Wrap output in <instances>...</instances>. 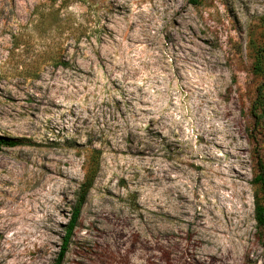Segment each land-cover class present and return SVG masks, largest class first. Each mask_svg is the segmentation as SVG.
<instances>
[{"label": "rangeland", "instance_id": "rangeland-1", "mask_svg": "<svg viewBox=\"0 0 264 264\" xmlns=\"http://www.w3.org/2000/svg\"><path fill=\"white\" fill-rule=\"evenodd\" d=\"M258 88L264 127V0H0V264H53L94 172L62 264H264Z\"/></svg>", "mask_w": 264, "mask_h": 264}, {"label": "trees", "instance_id": "trees-1", "mask_svg": "<svg viewBox=\"0 0 264 264\" xmlns=\"http://www.w3.org/2000/svg\"><path fill=\"white\" fill-rule=\"evenodd\" d=\"M262 103L263 93L261 89L258 88L257 95L251 102L250 108L248 110V114L252 120V125L248 129V138L252 147V185L258 188L259 191V193L255 194L253 197V214L256 229L261 234V236L264 234V127L262 124ZM19 145L20 142L17 140L0 136V150L2 148H14ZM95 154L99 156L101 153L100 151H95ZM94 173L86 174L84 177V182L79 187L75 202L70 211V217L64 228V236L62 238L59 252L53 264L63 263L70 239L79 219L81 209L86 201L87 194L93 186Z\"/></svg>", "mask_w": 264, "mask_h": 264}]
</instances>
